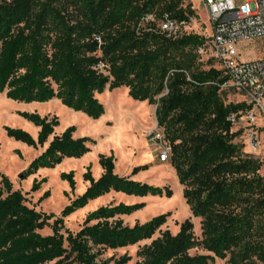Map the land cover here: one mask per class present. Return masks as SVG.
<instances>
[{
  "label": "trees",
  "instance_id": "obj_1",
  "mask_svg": "<svg viewBox=\"0 0 264 264\" xmlns=\"http://www.w3.org/2000/svg\"><path fill=\"white\" fill-rule=\"evenodd\" d=\"M192 14L183 0H0V92L19 103L59 99L94 119L104 114L96 95L106 91L125 87L133 100L157 105L158 127L171 145V166L193 218L201 220L202 233L198 237L187 219L177 234L166 230L145 246L140 264H214L216 258L264 264V243L255 229L264 217V177L261 165L235 143L240 132L233 131L230 119L249 107L225 104L220 92L228 79L213 67L195 66L200 36L173 39L159 28L166 15L183 19ZM147 15L155 21L145 23ZM23 116L40 127L38 139L10 127L8 136L34 148L49 143L24 178L81 158L91 151L88 143H95L75 138V126L55 135L57 117ZM99 163L102 176L95 180L88 168L84 178L90 185L52 223L51 215L30 207L27 197L0 175V264H111L101 259L104 251L154 237L168 213L133 226L123 219L145 203L101 206L87 215L80 231L62 232L65 218L112 192L173 196L169 186L116 175L114 155H100ZM146 168H134L132 175ZM74 176V171L61 175L73 190ZM44 182L36 181L33 190ZM46 228L51 235L41 234ZM129 261L124 256L114 264Z\"/></svg>",
  "mask_w": 264,
  "mask_h": 264
},
{
  "label": "rangeland",
  "instance_id": "obj_2",
  "mask_svg": "<svg viewBox=\"0 0 264 264\" xmlns=\"http://www.w3.org/2000/svg\"><path fill=\"white\" fill-rule=\"evenodd\" d=\"M199 23L207 21L206 12L199 10ZM237 52L243 61H254L264 57V37L237 45ZM212 62L199 55L195 66L201 70H208ZM127 90V91H126ZM221 99L225 104L246 102L245 97L233 89H221ZM96 97L104 106V114L94 119L84 112L75 111L55 99L46 103H19L10 100L0 92V175L7 177L15 190H20L26 197L30 207L37 211L51 215V223L61 217L62 211L72 201L80 197L90 185L84 176L90 168L96 179L102 176L103 170L99 163L100 155L115 156V174L119 177L132 175L134 168L147 167L134 175V181L147 183L153 186H169L173 191L172 197L164 196H136L125 193L112 192L109 195L90 202L83 209L64 219L63 233L68 230L77 233L83 227L87 215L101 206L111 203L127 205L145 203V208L129 217H123L127 225L146 223L162 214H169L167 223L154 235L151 240L142 241L134 246L117 250H106L101 256L111 264L124 256L130 257L127 264H140L143 258L140 252L152 240L169 230L172 234L179 232L181 224L192 219L195 225V234L201 236V220L192 216L189 205L183 197V188L172 168L170 161L161 162L156 148L148 141V135L155 130L163 132L158 127L156 109L149 101H135L129 96V89L120 88L115 91H106ZM23 114H38L42 118L57 117L59 125L56 134L64 132L71 126L76 127V137H89L95 143L89 142L91 151L81 158L67 159L55 168H45L37 174L24 178L26 171L35 157L45 147L28 146L23 142L10 138L7 128H18L30 133L36 140L40 127L23 116ZM234 132H240L235 143L242 148L244 155L261 165L260 175L264 177V123L261 118L255 121L243 113L234 123ZM74 171L75 189L61 175ZM128 177V176H127ZM46 179L39 190L34 191V183ZM1 182V177H0ZM1 186V183H0ZM49 192L50 196L42 200ZM257 238L264 243V217L256 222ZM41 234L51 235L50 228L44 229ZM192 254L203 253L193 250ZM228 258H216L214 264H228Z\"/></svg>",
  "mask_w": 264,
  "mask_h": 264
},
{
  "label": "built area",
  "instance_id": "obj_3",
  "mask_svg": "<svg viewBox=\"0 0 264 264\" xmlns=\"http://www.w3.org/2000/svg\"><path fill=\"white\" fill-rule=\"evenodd\" d=\"M199 16V10L206 12L207 21L199 23L194 14L183 19L166 15L160 22L161 32L178 39L198 35L203 44L197 53L212 62L211 67L221 71L228 80L221 89H233L241 93L249 107L244 113L255 121L258 117L264 123V57L254 61H243L237 52V45L264 37V0H183ZM153 15H147L144 22H154ZM240 115H243L241 113ZM237 115L230 119L235 123ZM148 141L158 150L161 162H169L171 145L164 133L155 130L148 135Z\"/></svg>",
  "mask_w": 264,
  "mask_h": 264
},
{
  "label": "crops",
  "instance_id": "obj_4",
  "mask_svg": "<svg viewBox=\"0 0 264 264\" xmlns=\"http://www.w3.org/2000/svg\"><path fill=\"white\" fill-rule=\"evenodd\" d=\"M62 133H63V132H62ZM62 133L56 134V130H55V135H60V134H62ZM74 136H75V134H74ZM75 138H81V137H76V136H75ZM48 145H49V143H47V144L44 146V147H45L44 150L41 151L39 154H41L42 152H44V151L46 150V148L48 147ZM39 154H38V155H39ZM38 155H37V156H38ZM37 156H36V157H37ZM36 157H35V158H36ZM66 160H67V159H66ZM66 160H65V161H66ZM63 162H64V161H63ZM102 170H103V169H102ZM102 174H103V173H102ZM127 176L129 177V176H131V175H127ZM127 176H126V177H127ZM100 177H101V176H100ZM100 177H99V178H100ZM134 177H135V176H131V179L133 180ZM99 178H96L95 180H98Z\"/></svg>",
  "mask_w": 264,
  "mask_h": 264
},
{
  "label": "bare ground",
  "instance_id": "obj_5",
  "mask_svg": "<svg viewBox=\"0 0 264 264\" xmlns=\"http://www.w3.org/2000/svg\"><path fill=\"white\" fill-rule=\"evenodd\" d=\"M127 91V90H126ZM4 95V94H3Z\"/></svg>",
  "mask_w": 264,
  "mask_h": 264
}]
</instances>
